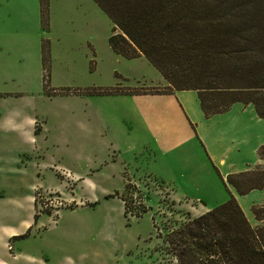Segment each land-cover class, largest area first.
Returning <instances> with one entry per match:
<instances>
[{
  "label": "rangeland",
  "instance_id": "1",
  "mask_svg": "<svg viewBox=\"0 0 264 264\" xmlns=\"http://www.w3.org/2000/svg\"><path fill=\"white\" fill-rule=\"evenodd\" d=\"M46 9L43 25L37 0H0V20L20 25L25 63L22 80L0 86L9 93L0 113L35 115L45 127L33 163L20 157L32 145L24 134L0 131V226H18L32 208L39 216L28 234L7 242L18 256L5 262L176 264L157 229L164 233L227 194L203 144L212 143L216 119H204L192 90L153 94L166 81L145 57L110 49L112 23L93 0H47ZM166 128L176 140L162 136ZM134 174V187L124 191ZM133 190L147 210L140 217L124 216L115 197L132 195L138 205ZM50 200L56 204L44 208ZM250 205L253 222L264 227V201Z\"/></svg>",
  "mask_w": 264,
  "mask_h": 264
},
{
  "label": "trees",
  "instance_id": "2",
  "mask_svg": "<svg viewBox=\"0 0 264 264\" xmlns=\"http://www.w3.org/2000/svg\"><path fill=\"white\" fill-rule=\"evenodd\" d=\"M93 1L112 23L110 49L125 58L145 57L167 82L153 94L192 90L204 118L225 112L235 102L251 103L264 119V0ZM46 8L47 0H39L43 25ZM42 79L45 87V74ZM257 154L264 159V142ZM221 180L226 200L197 216L187 215L164 233L157 229L176 264H264V227L249 223L228 188L239 195L264 190V165L228 173ZM130 187L131 181L125 180L123 190ZM133 191L138 205L132 195L115 196L123 202L124 216L140 217L147 210L140 190ZM26 234L28 230L20 236Z\"/></svg>",
  "mask_w": 264,
  "mask_h": 264
},
{
  "label": "crops",
  "instance_id": "3",
  "mask_svg": "<svg viewBox=\"0 0 264 264\" xmlns=\"http://www.w3.org/2000/svg\"><path fill=\"white\" fill-rule=\"evenodd\" d=\"M38 9H39V0ZM5 19L0 20V86L2 83H5L7 79H17L22 80L23 76V66L25 63L22 62V58L20 55V44L22 43L23 35L19 31L18 24H5ZM13 26L15 29L11 30L9 27ZM167 85V82H166ZM165 85V86H166ZM178 90H173L171 94L176 95ZM9 93L4 92L0 88V98L8 95ZM179 106L181 112L184 114L185 118L188 121L191 129L194 126L196 134L192 129L193 133L196 137L199 135L197 129V124L193 123L187 112L185 111L182 103L179 101ZM180 112V111H179ZM180 112V114H181ZM202 113V112H201ZM203 115V114H202ZM204 119H216V127L218 131L213 136V141L210 144H204V148L206 150V154L209 158V161L213 166H215L219 172L220 180L225 177L228 173L232 172H240L245 171L247 169H252L258 165H264V159H261L257 154V148L263 144L264 142V119L260 118L251 103H241L235 102L230 107L222 113L211 115L208 118ZM160 124L158 128H161ZM225 126V128H224ZM45 130L44 124L39 121L37 116L35 115H27L23 113H18L15 111L12 112H3L0 113V131L5 133H21L24 134L28 141L32 142L31 147L27 149H21L23 151L20 154V157H24L28 159L29 162H34L33 156L37 153V149L39 148L36 145L37 138L36 136L42 134ZM166 131L162 133V136H167L168 138L174 137L173 140H176L175 134L169 131V128L165 129ZM158 133V132H156ZM172 135H171V134ZM161 134V133H158ZM157 138H156V137ZM153 142H159L158 135H155ZM199 138L204 141V139L199 136ZM158 146V145H157ZM166 146V144H165ZM167 149H163L164 152L169 151V146H166ZM31 155V156H30ZM37 170L40 166L39 162L34 164ZM50 168V167H49ZM51 169V168H50ZM39 172H37L38 175ZM137 173V172H136ZM137 175H133L131 178H127L130 181L135 180L134 177ZM124 178V173H123ZM126 180V179H125ZM222 181V180H221ZM229 191L235 196L237 202L239 203L241 209L243 210L246 218L250 222L251 225H258L253 222L251 218L252 212L250 211V204L253 201H264V190L260 189H252L248 193L244 195L237 194L231 187H229ZM119 191V190H118ZM253 193H257L254 199H251L247 203V207L243 205L241 199L250 196ZM117 197V196H115ZM228 194H226L223 199L217 201V203L213 205H205L200 208V213L206 211L207 209L217 205L220 201L226 200ZM110 198V197H109ZM120 199L119 197H117ZM29 200L34 207V198L33 194L29 195ZM120 202L123 206V202L120 199ZM219 202V203H218ZM32 212L30 216L26 219L20 221L18 226L11 225H3L0 226V264H7L5 262L4 257L9 259H16L18 256L17 252L7 251V242L13 237L14 241L16 238L21 237L20 235L26 233L33 225H36L37 220L34 221V208H32ZM248 210V211H247ZM31 224V225H30ZM30 227L27 229V227ZM23 237V236H22ZM13 241L11 243H13ZM13 250V249H12Z\"/></svg>",
  "mask_w": 264,
  "mask_h": 264
},
{
  "label": "built area",
  "instance_id": "4",
  "mask_svg": "<svg viewBox=\"0 0 264 264\" xmlns=\"http://www.w3.org/2000/svg\"><path fill=\"white\" fill-rule=\"evenodd\" d=\"M60 203H61V202H60ZM55 204H56V203H53L52 200H50L48 203L45 202V204H44V208H45V207H49V206H54ZM7 247H8L9 249L12 248L11 244H8Z\"/></svg>",
  "mask_w": 264,
  "mask_h": 264
}]
</instances>
